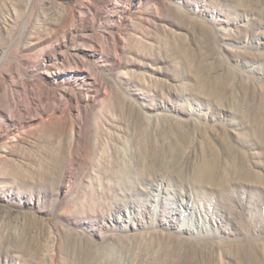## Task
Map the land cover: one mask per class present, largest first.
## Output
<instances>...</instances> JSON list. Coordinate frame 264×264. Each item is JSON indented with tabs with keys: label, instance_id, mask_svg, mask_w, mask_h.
<instances>
[{
	"label": "rangeland",
	"instance_id": "rangeland-1",
	"mask_svg": "<svg viewBox=\"0 0 264 264\" xmlns=\"http://www.w3.org/2000/svg\"><path fill=\"white\" fill-rule=\"evenodd\" d=\"M0 264H264V0H0Z\"/></svg>",
	"mask_w": 264,
	"mask_h": 264
}]
</instances>
